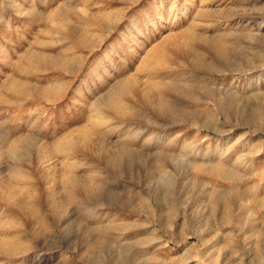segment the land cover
Wrapping results in <instances>:
<instances>
[{
  "label": "rangeland",
  "instance_id": "obj_1",
  "mask_svg": "<svg viewBox=\"0 0 264 264\" xmlns=\"http://www.w3.org/2000/svg\"><path fill=\"white\" fill-rule=\"evenodd\" d=\"M0 264H264V0H0Z\"/></svg>",
  "mask_w": 264,
  "mask_h": 264
},
{
  "label": "bare ground",
  "instance_id": "obj_2",
  "mask_svg": "<svg viewBox=\"0 0 264 264\" xmlns=\"http://www.w3.org/2000/svg\"><path fill=\"white\" fill-rule=\"evenodd\" d=\"M60 26V25H59ZM63 27V26H62ZM66 27V26H65ZM64 28V27H63ZM68 32H69V30H68ZM70 33H71V31H70ZM77 33V32H76ZM85 36V35H84ZM174 53L177 55V56H179V57H185L186 55L184 54V53H182V52H180V51H177V49H175L174 50ZM36 55V54H35ZM35 55H32V54H29V55H27L26 56V61H28V62H31L33 59H32V56H35ZM36 57V59H37V56H35ZM39 59V58H38ZM47 59V58H46ZM35 60V59H34ZM43 60V59H42ZM151 60H152V56L150 55L149 57H148V59L146 58V62H145V66H148L149 64H150V62H151ZM34 62V61H33ZM32 62V63H33ZM37 63H40V62H37ZM30 64V63H29ZM32 65H34V63L32 64ZM131 80H134V79H131ZM15 81V80H14ZM13 81V82H14ZM12 82V81H11ZM10 82V83H11ZM11 83V87L13 88L14 87V84L16 83V81L14 82V83ZM9 83V84H10ZM23 85V84H22ZM152 86L153 85H149V90H152ZM15 89V88H14ZM52 89V88H51ZM13 90V89H12ZM54 90V89H53ZM56 91V90H55ZM133 91V87H132V85L128 82L127 84H125L124 86H121V87H119V89L114 93V95H113V97H111L109 100H107L105 103H100V105L98 106V108L97 109H99V110H103V111H105L106 113H115V114H121L120 112L122 111V105L121 104H119L118 102H116V100H120L124 95H126V94H128V93H130V92H132ZM163 92H170L168 89H164V91ZM51 93V92H50ZM151 93L149 92V94H148V97H149V95H150ZM127 116H129V115H127ZM68 182L71 184V185H73L74 183L72 182V179L70 178L69 180H68Z\"/></svg>",
  "mask_w": 264,
  "mask_h": 264
}]
</instances>
